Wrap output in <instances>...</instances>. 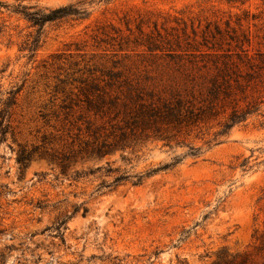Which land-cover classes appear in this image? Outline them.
<instances>
[{"label":"rangeland","instance_id":"rangeland-1","mask_svg":"<svg viewBox=\"0 0 264 264\" xmlns=\"http://www.w3.org/2000/svg\"><path fill=\"white\" fill-rule=\"evenodd\" d=\"M78 4L87 19L47 24L40 49L19 52L34 30L13 8ZM207 27L215 35L204 42ZM174 69L264 73V0H0V264H264V89L248 123L140 186L129 179L98 191L186 150L142 143L77 163L69 174L117 171L78 181L42 157L18 163L21 150L73 148L77 108L65 115L66 98L82 99L93 83L106 96H120L125 82L172 85ZM83 203L86 217L56 230Z\"/></svg>","mask_w":264,"mask_h":264},{"label":"trees","instance_id":"trees-1","mask_svg":"<svg viewBox=\"0 0 264 264\" xmlns=\"http://www.w3.org/2000/svg\"><path fill=\"white\" fill-rule=\"evenodd\" d=\"M22 17L34 35L20 48L19 52L35 53L41 47L43 29L47 24L61 23L66 20L83 21L89 17L84 5H69L55 9H36L23 6L13 8L11 12ZM206 28L203 41L206 42L215 34ZM193 33H196L193 30ZM216 35L220 31L215 28ZM214 38V37H213ZM237 47V46H236ZM150 49H158L152 44ZM199 55H204L195 51ZM240 52L248 56L247 50ZM174 83L159 88L147 89L131 83L121 84V95L110 96L101 93V88L93 83L89 94L66 98L60 109L65 115L73 108L75 113L74 131L69 138L72 149L63 152H39L21 150L18 163L24 165L35 156L56 163L61 174L72 181L105 171L106 174L117 172L107 168L73 170L72 166L81 162H95L118 150H132L146 142H162L170 152L176 148L185 149V154L174 155L170 163L157 168L140 172L133 177L116 175L111 183L102 182L98 191H116V187L133 179L134 187L163 172L177 168L186 158L198 159L203 151L218 146L223 138H227L234 128L241 127L258 114L262 101L256 97L264 89V73L207 71L174 69ZM117 79H109L107 85ZM15 93L10 92L7 106L14 104ZM4 113V112H3ZM4 115V114H3ZM7 134L4 119L0 121V136ZM196 143H200L197 145ZM41 209V205H38ZM72 213L59 217L56 230L78 214L86 217V204L74 205Z\"/></svg>","mask_w":264,"mask_h":264}]
</instances>
